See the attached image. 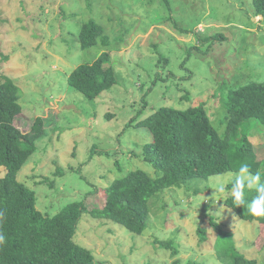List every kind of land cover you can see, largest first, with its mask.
<instances>
[{"label":"rangeland","instance_id":"rangeland-1","mask_svg":"<svg viewBox=\"0 0 264 264\" xmlns=\"http://www.w3.org/2000/svg\"><path fill=\"white\" fill-rule=\"evenodd\" d=\"M90 20L104 28L109 46L82 50L80 33ZM106 52L118 83L89 100L69 76ZM5 78L22 94L16 126L27 133L40 117L48 127L18 175L35 192L37 209L52 217L87 196L92 210L102 201L89 195L97 188L133 171L160 177L144 158L153 135L136 126L159 109L204 103L224 135V95L264 81V18L253 0H0V83ZM253 140L263 162L264 147ZM219 176L229 188L234 177ZM215 177L165 191L142 236L84 214L74 241L96 264H231L236 255L264 264L259 223L240 220L226 205L227 191L211 200ZM157 241L175 242L179 255Z\"/></svg>","mask_w":264,"mask_h":264},{"label":"trees","instance_id":"trees-1","mask_svg":"<svg viewBox=\"0 0 264 264\" xmlns=\"http://www.w3.org/2000/svg\"><path fill=\"white\" fill-rule=\"evenodd\" d=\"M253 6L256 16L264 18V0H253ZM104 34V28L90 20L80 33L82 50L99 43L109 46L110 40ZM111 64L110 54L103 53L93 63L75 69L68 83L89 100H95L118 83ZM224 97V135L214 128L204 103L187 110L163 107L136 125L153 135L152 142L144 148V158L160 173L158 179L143 171L130 172L107 188H97L89 194L102 200L99 207L90 210L86 196L84 202L71 203L58 214L45 217L37 209L35 192L21 183L18 175L38 152L37 143L46 136L48 127L40 117L27 133L16 126L23 112L21 90L13 80H4L0 83V167L6 168V175L0 178V232L6 241L0 245V264H96L94 255L74 241L84 214L119 224L129 233L142 236L154 214L156 200L169 189L180 188L194 179L237 172L243 163L264 179V161L258 160L252 141L255 139L256 144L264 147V81L240 86ZM255 195L254 190L248 191L245 199L251 201ZM226 205L240 220L259 223L257 246L262 250L264 217L251 216L246 206L234 205L232 197ZM211 223L218 234L223 232L213 218ZM199 235L202 241L207 240L205 231L200 230ZM156 245L170 250L172 257L179 255L173 241H157ZM231 264L259 263L236 255Z\"/></svg>","mask_w":264,"mask_h":264},{"label":"clouds","instance_id":"clouds-1","mask_svg":"<svg viewBox=\"0 0 264 264\" xmlns=\"http://www.w3.org/2000/svg\"><path fill=\"white\" fill-rule=\"evenodd\" d=\"M224 175V174H221ZM227 176L234 177L231 180V187H226V181L221 179V176L214 178L211 189L214 190V195L211 200L221 196L226 191L230 194L233 204L236 206H246L247 212L253 217H264V179L259 172L253 173L248 164L243 163L239 166L237 172H228ZM254 190L256 195L251 201L245 199L246 192ZM222 201V200H221ZM223 209L216 215H222ZM3 213H0V218ZM6 241L5 235L0 232V245Z\"/></svg>","mask_w":264,"mask_h":264}]
</instances>
